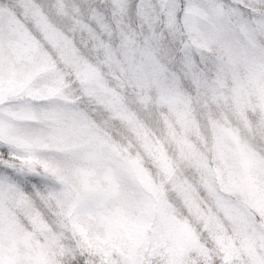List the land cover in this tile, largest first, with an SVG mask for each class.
<instances>
[{"label": "snow or ice", "instance_id": "6c2138e0", "mask_svg": "<svg viewBox=\"0 0 264 264\" xmlns=\"http://www.w3.org/2000/svg\"><path fill=\"white\" fill-rule=\"evenodd\" d=\"M0 264H264V0H0Z\"/></svg>", "mask_w": 264, "mask_h": 264}]
</instances>
